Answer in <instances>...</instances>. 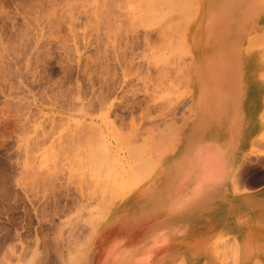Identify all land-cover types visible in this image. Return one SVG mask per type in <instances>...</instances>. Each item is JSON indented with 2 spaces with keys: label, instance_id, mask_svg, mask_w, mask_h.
I'll return each mask as SVG.
<instances>
[{
  "label": "rangeland",
  "instance_id": "374dc122",
  "mask_svg": "<svg viewBox=\"0 0 264 264\" xmlns=\"http://www.w3.org/2000/svg\"><path fill=\"white\" fill-rule=\"evenodd\" d=\"M258 1L0 0V264H264V241L245 257L231 233L242 199L264 200V90L253 147L234 155L248 91L218 112L194 90L220 51L208 12L248 22ZM242 29L226 54L264 50ZM233 191L234 213L216 202Z\"/></svg>",
  "mask_w": 264,
  "mask_h": 264
},
{
  "label": "crops",
  "instance_id": "0c3cea01",
  "mask_svg": "<svg viewBox=\"0 0 264 264\" xmlns=\"http://www.w3.org/2000/svg\"><path fill=\"white\" fill-rule=\"evenodd\" d=\"M248 17L250 18L248 22L243 26L242 29V35L240 38V42H247V46L249 47V44L252 41H255L260 34L264 33V0L258 1V4H254V12L253 14H248ZM259 22L258 25L255 23ZM258 31V32H255ZM248 56V57H247ZM239 58H243L246 60H243L240 63V66L237 68V73L233 74V77H231V81L223 85H216V96L224 95L223 97L219 96L214 99H211V96L208 97L206 95V102L210 105H216L219 106L218 112H220V105L225 102L229 105H233L229 103L228 96L231 95H238V98L242 101L244 100L243 98L241 99L239 95L244 94L245 92L248 91V98H247V103L245 102V105H247V108H244L242 110V115L236 116L235 114L232 113V110L234 108H230V112L232 113V123H237L239 126V131L235 132L234 137L235 140L237 141V144H233L230 146H227V149L225 150L226 153L228 154H243L246 153L250 148L253 147V143L256 140L257 136V114L259 111H256V106H257V94L264 90V66H260L262 62H264V50L262 49H253V48H248L241 50L239 53ZM253 60V61H252ZM248 62V63H247ZM259 63V64H258ZM256 69V70H255ZM209 87H206V85H195L194 90L195 93H197L198 90L202 89L205 90ZM222 90L221 92H219ZM245 90V91H244ZM206 92V91H205ZM197 94H195L196 96ZM254 95V96H253ZM243 102V101H242ZM244 103V102H243ZM224 104V103H223ZM197 106V105H196ZM234 106V105H233ZM199 107V106H198ZM197 107V110L199 111L200 109ZM200 112V111H199ZM229 112V111H228ZM240 160L236 159L233 161V164L231 165V168L234 169ZM232 189H234L235 184L231 183ZM264 191V189H263ZM260 196V195H259ZM259 196L256 195H247L242 199V201L246 202L248 206L247 214H245V217L248 218L244 223L240 222V217H238V220L232 222L231 226V233L233 236L241 242V247L244 252V256L247 257V253L253 248L249 246L243 247V244H245L249 240H254L257 244L260 243L261 241H264V238L260 237H252L249 234V231L251 229H258V228H264V215L262 212L257 211L256 208L259 209V204L261 202L264 203V200L261 199ZM226 198V199H225ZM221 201L222 203L225 201H231L232 205L230 206L232 208V212L234 213V207L239 206L240 203V197L237 195H233L230 198V195L228 194H223L220 195L217 199L216 202ZM224 205H222L223 207ZM234 216V215H233ZM163 235V234H162ZM163 237L165 238L164 242H160L155 240L153 243V246L155 244L156 249H160L163 247L168 248L171 245L172 236L171 232L167 231L164 233ZM246 240V241H245ZM260 240V241H259ZM153 248V247H152ZM246 264V262L244 263Z\"/></svg>",
  "mask_w": 264,
  "mask_h": 264
},
{
  "label": "bare ground",
  "instance_id": "6f19581e",
  "mask_svg": "<svg viewBox=\"0 0 264 264\" xmlns=\"http://www.w3.org/2000/svg\"><path fill=\"white\" fill-rule=\"evenodd\" d=\"M200 2L203 6L205 4H210V3L218 4L220 2H227V0H200ZM208 14L209 15L207 16V18L209 19V22H206L208 24L207 28L213 27L214 29L213 28L208 29L207 33L214 35V38H215L214 42L218 44L220 51H217L218 53L212 56L209 55V57L205 61V65L203 64L200 71L196 70L195 68H194V71H195V74L197 75L196 77L199 78L200 80V83L197 85H223L227 81H231L233 79V78L231 79V77H233V74L237 73V68L240 66V63L243 61V58H239V53L243 49L242 46H240L237 49L235 54H232V55L226 54L227 39H225V34L227 33V30L232 29L235 33L234 29L243 28V26L247 23V20H244V21L240 20V7L233 8L231 9L230 12L228 11L221 12L217 10H212V11H209ZM234 23H237V24H235L233 27ZM218 31H220V34L218 33ZM191 40L195 41L192 37H191ZM182 50L185 52L186 49L182 48ZM204 68H205V71L203 70ZM196 94H197L196 95L197 99L204 100V101L206 100V98L211 96V93L210 94L206 93L205 90H202V89L198 90ZM206 95L208 97H206ZM218 130H220V127L215 125L211 127L208 130V132H212V131L217 132ZM205 132H203V134ZM250 242L251 240L248 241V243ZM246 245L247 244H243V247H245ZM247 246L252 247L253 245H247ZM255 264H261V263H255Z\"/></svg>",
  "mask_w": 264,
  "mask_h": 264
}]
</instances>
